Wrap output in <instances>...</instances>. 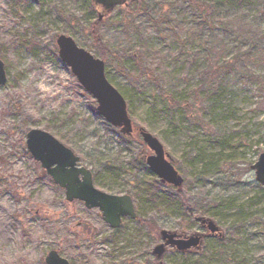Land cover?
Returning <instances> with one entry per match:
<instances>
[{
	"label": "rangeland",
	"instance_id": "rangeland-1",
	"mask_svg": "<svg viewBox=\"0 0 264 264\" xmlns=\"http://www.w3.org/2000/svg\"><path fill=\"white\" fill-rule=\"evenodd\" d=\"M203 1L128 0L98 19L91 0H0L7 76L0 85V206L10 233L0 239V264H45L50 250L69 264H159L151 251L160 230H196L197 213L217 222L223 240L205 239L201 252L167 253L161 264H264V186L251 168L264 151V81L223 76L207 91L200 80L209 39L219 35L230 55L241 26L264 38V0ZM60 34L104 61L108 81L126 99L132 137L98 114L95 98L59 58ZM255 73L264 80V66ZM46 125L91 171L97 189L131 197L135 219L113 229L98 208L65 200L26 150L27 131ZM139 127L162 144L184 179L180 187L149 170L144 159L152 151Z\"/></svg>",
	"mask_w": 264,
	"mask_h": 264
},
{
	"label": "water",
	"instance_id": "water-1",
	"mask_svg": "<svg viewBox=\"0 0 264 264\" xmlns=\"http://www.w3.org/2000/svg\"><path fill=\"white\" fill-rule=\"evenodd\" d=\"M128 0H91L96 8L98 19L110 13L115 6L127 4ZM61 61L69 67L80 85L96 100V110L103 119L119 128L123 135L131 136L132 122L127 112V104L122 94L108 81L104 72V61L94 57L90 52L78 46L68 35L60 34L55 40ZM4 63L0 59V85L6 82ZM138 133L142 141L152 151L145 157L149 170L162 183L180 187L182 176L168 160L162 144L151 133L139 127ZM26 149L32 158L39 162L46 174L61 189L65 200L83 202L88 209L98 208L102 219L111 228L119 227L123 217L135 218L132 199L129 195H114L97 189L92 180V173L84 166L78 165L79 157L71 149L63 145L48 131L31 128L26 133ZM251 168L255 180L264 186V151H262ZM194 220L205 226L206 232L198 230L178 232L176 230H160L161 242L154 245L151 254L159 264L167 252L178 251L182 254L201 252L203 239L217 236L224 238L222 228L211 218L196 214ZM170 247V249H169ZM45 264H69L55 250H50L44 258Z\"/></svg>",
	"mask_w": 264,
	"mask_h": 264
},
{
	"label": "trees",
	"instance_id": "trees-1",
	"mask_svg": "<svg viewBox=\"0 0 264 264\" xmlns=\"http://www.w3.org/2000/svg\"><path fill=\"white\" fill-rule=\"evenodd\" d=\"M204 3L207 5V7H209L210 10H212L213 6L215 5L214 2L209 4H207V2ZM218 5H220V3ZM93 9L97 13L96 8L94 6ZM99 24H100V20H96L94 22L96 28ZM226 31L227 29H225L222 32V34H227L225 33ZM233 32L234 33L241 32L240 34L241 39L235 40V43L231 47L230 55H228L229 44L227 42H224L222 39H220L219 35L215 37L214 40L209 39L208 41H206L207 45L205 52L203 53V61L205 60L206 63L208 62L209 66L201 73L200 80L203 83V85L206 87L207 91H210V87L215 83V81L219 80L220 77L222 78L223 76L227 78L229 75L231 76L236 74H242L249 81H257L259 83L264 81L263 79H261V77H259L255 73V68L259 66H264V47H263L264 38H262L259 33H256L252 27L245 28L244 26H241L240 31L234 30ZM95 40L96 42H99V37L96 38ZM105 52H106L105 48L99 50V54L101 58L105 57ZM169 100L171 103L174 102L172 96H169ZM183 106H185V103L183 104ZM44 128L47 131H50L51 129L48 125H46ZM123 136L124 135H122V137ZM153 195H155L153 192H148L146 200L152 202L151 203L152 208L159 210V207ZM179 209L182 210V213L184 214L185 217L192 216V214L190 213V209L184 207V205H181ZM185 217L184 219H182L181 225L187 228V225H184V223H186ZM138 221L141 220L138 218ZM149 224L150 222L146 221L145 225H149Z\"/></svg>",
	"mask_w": 264,
	"mask_h": 264
},
{
	"label": "bare ground",
	"instance_id": "bare-ground-1",
	"mask_svg": "<svg viewBox=\"0 0 264 264\" xmlns=\"http://www.w3.org/2000/svg\"><path fill=\"white\" fill-rule=\"evenodd\" d=\"M5 211H3L0 206V239L5 240L10 235L9 230L6 228V219L4 216Z\"/></svg>",
	"mask_w": 264,
	"mask_h": 264
},
{
	"label": "flooded vegetation",
	"instance_id": "flooded-vegetation-1",
	"mask_svg": "<svg viewBox=\"0 0 264 264\" xmlns=\"http://www.w3.org/2000/svg\"><path fill=\"white\" fill-rule=\"evenodd\" d=\"M209 217V216H208ZM125 218V217H124ZM123 219V218H122ZM122 221V220H121ZM199 224V223H198ZM200 226V225H199ZM200 229H201V232L204 233L207 231V229L205 228V226H200ZM217 236H214V237H210V238H215ZM208 239V237H206ZM205 240V239H204ZM203 245H204V241H203ZM203 247V246H202Z\"/></svg>",
	"mask_w": 264,
	"mask_h": 264
}]
</instances>
